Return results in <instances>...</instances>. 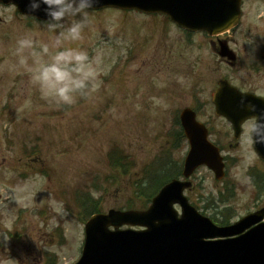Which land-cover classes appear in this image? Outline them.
<instances>
[{
    "label": "rangeland",
    "instance_id": "374dc122",
    "mask_svg": "<svg viewBox=\"0 0 264 264\" xmlns=\"http://www.w3.org/2000/svg\"><path fill=\"white\" fill-rule=\"evenodd\" d=\"M262 10L264 0L251 4L254 14ZM0 17V264H73L83 248L89 203L104 212L139 206L136 183L185 157L176 117L195 95L208 97L219 77L214 54L200 36L188 40L156 14L91 11L77 41H64L63 29L49 30L11 8H1ZM24 36L34 45L24 52L29 64L44 45L50 54L86 51L96 71L86 93L70 105L42 97L18 66L16 41ZM212 121L213 138L222 139L230 157L227 176L218 181L201 167L186 194L203 214L232 223L264 205L250 174L255 169L264 186V161L248 142L250 127L230 150L229 123ZM113 149L120 150L121 164L128 161L124 168L111 165Z\"/></svg>",
    "mask_w": 264,
    "mask_h": 264
},
{
    "label": "water",
    "instance_id": "95a60500",
    "mask_svg": "<svg viewBox=\"0 0 264 264\" xmlns=\"http://www.w3.org/2000/svg\"><path fill=\"white\" fill-rule=\"evenodd\" d=\"M0 1L14 2L24 14L42 21L47 19L43 11L28 14V0ZM240 6L241 0H100L94 10L114 7L163 13L186 30L213 34L237 24ZM219 99L216 96L218 113L225 114L234 123L236 134H239L240 124L253 116L264 129V100L239 96L229 113ZM194 116L189 110L182 115L191 145L183 175L189 178L199 166L206 165L214 171L216 179L221 180L225 176L223 158L219 149L208 141L205 127ZM254 147L264 159V143L254 141ZM190 186L189 181L173 179L153 198L147 210L111 209L106 214L93 215L86 223L82 256L75 264H264V208L230 226H217L184 196V190ZM175 204L182 207L181 216ZM124 225L144 229H121Z\"/></svg>",
    "mask_w": 264,
    "mask_h": 264
},
{
    "label": "clouds",
    "instance_id": "9594fccd",
    "mask_svg": "<svg viewBox=\"0 0 264 264\" xmlns=\"http://www.w3.org/2000/svg\"><path fill=\"white\" fill-rule=\"evenodd\" d=\"M99 4L100 0H28L26 8L28 14L43 11L48 29H63L59 35L64 41H77L90 23L91 11ZM33 46V40L27 36L16 41L18 66L31 75L42 97L70 105L78 94L86 93L84 90L89 89L96 78V71L86 51L61 48L50 54L48 46L44 45L42 55L31 53L34 60L29 64L24 52ZM252 141L264 143V129H261L259 122L249 128L248 142Z\"/></svg>",
    "mask_w": 264,
    "mask_h": 264
},
{
    "label": "flooded vegetation",
    "instance_id": "af4514ba",
    "mask_svg": "<svg viewBox=\"0 0 264 264\" xmlns=\"http://www.w3.org/2000/svg\"><path fill=\"white\" fill-rule=\"evenodd\" d=\"M255 2L256 0H242L241 19L238 25L228 32L214 36H209L206 33L185 35L188 40L200 36L203 39L202 43L207 44L213 52L215 64L217 65L215 71L219 74V77L214 81L208 97L195 95L193 103L186 106L195 111L197 119L206 125L209 137L212 138L215 126L212 118L218 117L225 120L223 116L217 114L213 102V97L219 90L222 81L230 83L241 93L264 98V10L259 14H254V11L251 12V4ZM1 8H11L19 13L13 4L0 2ZM22 17L25 18L23 15ZM1 24H3V19L0 17ZM222 100L225 101V106H229L228 108L236 106L229 96H222ZM228 123L234 136L233 139L227 142L231 150L236 146L237 141L234 140L235 135L232 125L230 122ZM254 123V118L246 120L242 125V133L238 139L243 136L245 129L251 127ZM212 140L222 151L224 150V144L220 137ZM229 158L228 155H225L226 163Z\"/></svg>",
    "mask_w": 264,
    "mask_h": 264
},
{
    "label": "trees",
    "instance_id": "16d2710c",
    "mask_svg": "<svg viewBox=\"0 0 264 264\" xmlns=\"http://www.w3.org/2000/svg\"><path fill=\"white\" fill-rule=\"evenodd\" d=\"M119 152H120L119 149H113V151L110 152V154H109L110 163L114 167L124 168L125 163L128 164V161L127 162L124 161L121 164L119 161V157L117 158V156L115 155L116 153H118V155H119L120 154ZM166 164H167V166H166L167 169H169V167H170V170H168V171L162 170L165 166V163L161 164L159 168H156L155 170H153L152 172L149 173L148 180L145 178L144 179L145 182L143 180H139V182L136 183V188H137L136 195H137V197H142L143 201L139 206L134 207V206L130 205V206H127L128 208H140V209L147 208L152 197L159 190L161 185L164 182H166L167 180H169L170 177L177 176L181 173V169H182L181 163H179L177 161H166ZM169 171L172 173H170L171 175L169 178L166 175V177L168 179L165 180L164 174H167ZM98 210L99 209L96 207V205L93 202H91L86 207V214H87V216H89L94 212H98ZM218 221H220L222 224L228 223L227 219L225 221L224 219L220 218V219H218Z\"/></svg>",
    "mask_w": 264,
    "mask_h": 264
}]
</instances>
